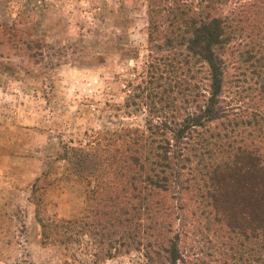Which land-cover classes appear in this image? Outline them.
I'll list each match as a JSON object with an SVG mask.
<instances>
[{"label":"trees","instance_id":"16d2710c","mask_svg":"<svg viewBox=\"0 0 264 264\" xmlns=\"http://www.w3.org/2000/svg\"><path fill=\"white\" fill-rule=\"evenodd\" d=\"M229 1L146 0L149 53L125 104L147 112L144 128L98 147L106 183L46 239L93 235L106 258L188 264L175 221L197 208L220 264H264V0L223 12Z\"/></svg>","mask_w":264,"mask_h":264},{"label":"rangeland","instance_id":"374dc122","mask_svg":"<svg viewBox=\"0 0 264 264\" xmlns=\"http://www.w3.org/2000/svg\"><path fill=\"white\" fill-rule=\"evenodd\" d=\"M147 25L146 0H0V264H143L135 251L106 258L93 235L46 236L87 214L98 147L144 128L147 112L125 104ZM190 210L175 221L186 263L220 264L219 236Z\"/></svg>","mask_w":264,"mask_h":264}]
</instances>
